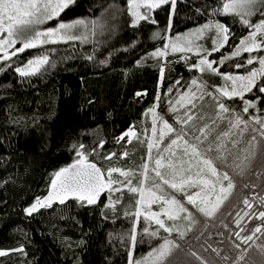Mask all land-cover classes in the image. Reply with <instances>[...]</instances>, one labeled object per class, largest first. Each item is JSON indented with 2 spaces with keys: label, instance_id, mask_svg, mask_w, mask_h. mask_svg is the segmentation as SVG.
<instances>
[{
  "label": "trees",
  "instance_id": "obj_1",
  "mask_svg": "<svg viewBox=\"0 0 264 264\" xmlns=\"http://www.w3.org/2000/svg\"><path fill=\"white\" fill-rule=\"evenodd\" d=\"M224 1L176 0L174 11L169 4H164L151 12L156 23L140 21L132 27L128 0H74L59 17L46 24L56 25L77 18L98 20L104 27L102 34L97 30L87 42L48 43L0 60V250H9L7 255L0 256V264H128L131 252L136 260L166 238L180 245L172 256L183 264H236L242 253L245 258L239 264H245L249 258L254 261L264 258L261 253L264 218L259 217L264 211V157L260 155L262 138L259 132L252 131L260 129L256 117L264 116V93L258 91L259 86H264V76L256 80L257 87L246 92L243 100L229 99L220 95L217 88L223 85L213 79L214 72L202 73L183 61L174 62L179 54L170 53L157 99L162 57L150 55L154 47L165 43L169 34L186 31L212 18L222 21L230 32L228 43L211 54L217 60L248 31L239 16L213 14V9L221 8ZM263 17L256 13L249 19L255 22ZM40 53L47 54L48 63L39 72L29 76L16 72L30 56ZM254 53L257 52L231 57L217 69L220 74L247 71L255 64H247ZM88 55L94 59H86ZM103 60L106 63H99ZM236 64L244 67L237 68ZM193 77L205 85L197 96L203 99L195 101V108L177 105L181 94L191 88ZM214 97L229 107L223 118L216 116L219 109L215 107ZM244 100L255 102V107L247 113L243 112ZM189 108V114L199 119L187 125L177 123V118L184 117ZM237 117L248 123L247 129L241 131L243 124L231 129L229 122ZM163 121L177 131L183 128L189 143H197L194 139L200 135L197 129L207 123L214 131L201 150L216 135L230 129L234 133L224 138L231 152L225 153L229 166L220 167L219 161L215 163L219 171L229 172L235 187L212 217L199 213L186 195L155 176L154 157L160 156L161 150L166 157H171L165 149L177 134L165 130L162 139L160 134L157 136L154 129L162 130ZM132 126L136 135L129 141L126 136L121 139V134ZM252 135L257 136L255 148L249 143ZM121 146H125L127 153L124 165L133 173L130 178L137 182L146 164L147 181L152 190H156L154 182L162 183L192 213V219L185 221L182 236L174 223L167 226L173 229L171 233L155 230L157 224H152V228L143 212L134 228L138 196L133 198L125 189L121 191L125 194L123 197L121 192L113 191L92 205L69 197L63 204L56 201L30 215L25 211L48 192L55 172L71 163L79 151L94 159ZM183 149V141L172 146L175 156L189 158L183 155ZM215 155V152L209 153L210 157ZM237 164L243 171L235 167ZM205 173L207 170L201 175ZM163 177L170 182L178 179ZM110 202L114 207H106ZM151 207L158 213L163 211L159 202ZM161 219L165 223L169 221L164 215ZM257 227L261 232L244 242ZM153 232L157 234L151 235ZM193 252L195 256L190 254Z\"/></svg>",
  "mask_w": 264,
  "mask_h": 264
},
{
  "label": "snow or ice",
  "instance_id": "obj_2",
  "mask_svg": "<svg viewBox=\"0 0 264 264\" xmlns=\"http://www.w3.org/2000/svg\"><path fill=\"white\" fill-rule=\"evenodd\" d=\"M74 0H0V51L5 52L3 59H9L7 54L8 48H15L17 42H21V47L15 48L11 53V56H15L17 53H22L26 49L35 48L38 45L45 43H56V42H67L72 40H81L83 42L88 41L89 36H94L97 33V30L101 32L104 31V27L100 24L98 20H88L85 18H77L69 22L60 21L55 28H47L44 30H37V26L46 23L49 20H53L60 16V13L63 12L66 8L72 4ZM169 4L171 9L174 11L176 7V0H128V12L131 14L132 27H136L140 21H147L150 23H156L154 19L151 18V12L161 7V5ZM143 9V11H141ZM259 13L264 16V0H228L222 4L221 8H214L213 14H224V15H234L241 18V22L246 25L248 28L252 29L248 36L240 40V44L237 47L236 51L233 53V56L240 55L241 51L244 52H254V51H264V19H261L259 23L252 24L249 17ZM208 30L215 31V41H219V47L223 46V43L228 40V28L219 22H210L203 25L198 29L193 35L200 36L202 33ZM158 35V34H157ZM261 37V40H257V37ZM191 41H185L181 43L179 38L176 42H173L170 47L173 52L176 51H190ZM169 45H165V48ZM219 47L213 49V51H218ZM153 57H162L166 55L165 51L157 49L155 52L150 54ZM88 60H93V55H88L86 57ZM256 60L260 65L259 69H252L245 76H233L232 74H223L224 79L229 84H226L218 89L220 95L232 99L233 97H239L241 100L244 98L246 92H251L254 87H257L256 79L258 76H264V56L260 57H249L247 59V64L251 65ZM48 63V57L43 56L35 60H29L24 67L16 68L21 76L34 75L39 72L40 67ZM99 63L104 64L106 60L99 61ZM139 63V61H138ZM214 61H209L207 58H201L199 65H193V67H199L200 71H205V69L220 75L218 69L213 68ZM235 67L241 68L244 67L243 64H236ZM163 73V69H161ZM179 83V81H177ZM192 85L199 87L197 80H192ZM258 91L264 93V86H259ZM136 95H141L137 93ZM197 99H203V96L197 97L195 92L191 93V96H181L180 100L177 103H180L181 106L185 104L190 105L191 108H195V101ZM215 107L219 109L216 112L218 118H223L222 114L229 112V107L221 102L218 98L214 97ZM255 102L244 100L243 112L247 113L249 108H254ZM191 108L185 112L184 117H178L177 123L182 125L189 124L190 121L199 119L191 112ZM149 111L154 112V109ZM172 111H176L175 108ZM159 118V117H156ZM231 129L239 128L241 124L244 125L245 130L248 128V123L242 120L240 117H237L234 122H229ZM256 123L260 125V129L253 128V132H259L260 137L262 138L259 141L260 144V155L264 157V122H261L260 119H256ZM215 124V120H213ZM229 131H224L216 135L213 141H209L206 147L201 150V145L208 140L209 135L214 129H210L209 125L205 123L202 127L198 128L200 135L194 137L197 143H189L185 140L186 133L183 128L179 131L175 129L167 121H163V129L161 130L160 137L163 138L165 130L167 133L176 132V138L172 139L168 148L165 149L171 155H175L172 152V146L177 145L178 142L183 141L184 149L183 155L189 157V165L191 167L190 161L192 158L196 159L198 166L197 176H200L198 181H189L181 179L178 183L170 182L169 180L164 179L161 171L159 169L167 167L172 170L173 178L180 175V171L177 169V166L169 160L167 165H165L162 160L163 158L156 159L155 161V176L163 181L165 185H169L172 189L177 191H183L185 184L195 185L197 183L204 185L205 187H210L213 193L216 192L217 184H219V193L215 197L213 202L210 198L205 197L201 198L200 202L197 203V199L200 197V193H195L194 195H188L187 200L190 204L196 207L199 213H202L206 217H212L218 211L220 205L228 199V196L231 194L233 188L235 187L232 178L229 175L228 171H219L215 161L220 162V167H228L226 152L231 154L230 150L226 147L224 143V138L229 137L231 134H234ZM155 131V129H154ZM129 136H135V132L131 130L126 133ZM203 137V139H202ZM123 137H121L122 139ZM257 136L252 135L251 140L249 141L252 148L256 147ZM233 141V146L235 145ZM102 146V145H101ZM153 145H149V150H151ZM82 148L83 145H80ZM215 152L214 157H210L209 153ZM81 156V159L76 162V164L63 168L55 174V179L51 182L52 192L49 193V196L41 201L37 199L36 203L33 204L30 208L25 211L30 215L31 213L38 210V207L49 206L52 201L58 200L59 203L63 204L69 197H75L79 201L86 202L88 205L95 204L99 199L102 193L105 191L108 192H121L124 188H127L128 192L133 194V198L137 195L139 199L136 200L137 205L147 204L148 207L151 204L162 202L163 211L161 213L156 212H147L144 214V218L147 220L154 221L159 228L164 229L165 232L171 233L172 228L165 227V222L161 219V215H164L169 220H175L178 218L180 212L188 213L187 219H192V213L188 212L183 204H181L175 196L171 198H166L165 195H157L156 191H153L152 188H145V184L148 180L147 177V165H143L144 172L141 173V178L137 182V186H133L132 179L133 176L131 171H122L118 168H109L105 171H102L101 168L97 167L95 163H87L86 157L82 153H77ZM114 155V154H113ZM127 156V153H124ZM252 156L255 153H251ZM104 159L110 160L111 156H105ZM245 160H249L248 156H245ZM243 163V161L241 162ZM189 167V170H190ZM237 168H241L240 164L235 165ZM75 169V171H73ZM205 170L207 173L215 178V181L210 179H205L201 175ZM243 171V168H241ZM113 173H119L120 177H124L123 180L118 177H113ZM227 182L225 185L224 182ZM113 185H120V187H113ZM153 187L159 189V184L154 183ZM203 190V189H202ZM111 200V198L109 197ZM119 198H117L118 200ZM249 207L251 205L247 200L244 201ZM106 207H114L110 202ZM142 213L138 210L135 213L136 217H139ZM260 218H264V211L259 213ZM195 222V221H193ZM145 231H147L145 229ZM261 232V228H255L252 235H249L244 238V242L250 241L253 239L255 233ZM156 232L151 233V235H156ZM183 233H181V236ZM239 236V233H237ZM135 241V237H132ZM209 247H211L209 245ZM236 247H239L237 245ZM180 248L179 244H176L173 241L165 240V242L158 248L150 253L149 256L153 264H183L179 261L178 258L173 257V250ZM17 251H22V249H17ZM216 251V249H213ZM262 257H264V247L261 248ZM195 256L196 254L190 253ZM219 254V253H217ZM7 255V252L0 251V256ZM171 257V259H170ZM199 259V257H197ZM245 256L242 253L239 257V260H244ZM228 259V257H224ZM239 260L236 261V264H239ZM140 264V262H137ZM245 264H264V258L260 261H254L249 258Z\"/></svg>",
  "mask_w": 264,
  "mask_h": 264
},
{
  "label": "rangeland",
  "instance_id": "obj_3",
  "mask_svg": "<svg viewBox=\"0 0 264 264\" xmlns=\"http://www.w3.org/2000/svg\"><path fill=\"white\" fill-rule=\"evenodd\" d=\"M225 2H228V0H225L223 3H225ZM141 11H143V9H141ZM262 19H264V17ZM260 20L261 19L255 21V22H251V20H250V22L252 24H257V23L260 22ZM210 22H219L220 24H222L225 27H227L222 21L211 18V19L207 20L206 22H204L202 24H199L197 26H194V27H192V28H190V29H188L186 31H182V32L180 31V32H178V33H176L174 35H170L169 34L166 37L165 43L163 45H158V46H156V47H154L152 49L151 53L155 52L157 49L166 52V55L162 56V62H161L160 68H159L160 69V82H159V87H158V92H157V99H159V92H160V88H161V80L163 78L164 71H165V68H166V64H167L166 57H167L168 54H170V53L179 54L178 56L175 57V59H173L174 62L183 61L186 64H188L190 67H193V65H199V61H200L201 58H207L209 61H214L215 62V63H213V68H216L217 69L219 67V65L221 63H223L225 60L230 59L231 57H235V56H233V53L236 51L237 47L239 46L240 40L243 39V38H245L246 36H248L249 33L252 31V29L248 28V31L246 32V34L243 35L242 37H240L239 41L236 44H234L230 49H226V52L224 54L220 55L219 58H217V60H214V59H212L211 54L213 52H215V51H213V49L216 48V47H219V43H220L219 41H215L214 42L215 31L214 30H208V31H205L204 33H202L200 36L193 35V33H195L203 25H205L206 23H210ZM46 23L41 24V25H38L37 26V30H44V29H47V28H55L57 26V24H58L57 23L56 25H49V24H46ZM229 36H230V32L228 31V40H227V42L223 43V46L228 43ZM178 38H179V41L181 43H183L185 41H191V44L189 45L190 48H191V50L190 51H187L186 50V51H183V52H181V51L173 52L171 50L170 45L173 42H176ZM261 39H262L261 37H259V36L257 37V40L258 41L261 40ZM47 44L48 43L41 44V45H38L37 47H43L44 45H47ZM165 45H169V47L165 48ZM21 46H22L21 45V42L18 41L17 44L15 45V48H19ZM15 48H8L7 49V54L10 57L9 59H11V58L14 57V56H11V53L15 50ZM220 48L221 47H219V49ZM254 52H257V53H254L250 57H260V56H264V51H254ZM243 53H244V51H241L240 52V55L243 54ZM17 54H19V53H17ZM4 56H5V52L0 51V60H2ZM43 56H47V54L46 53H40V54H37V55L30 56L29 59L24 64L20 65L19 67H24L29 60H35V59L41 58ZM216 61H218V65L216 64ZM254 63L255 64L249 70H247V71H243V72H227L225 74H232L233 76H236V75L245 76V75L248 74V72L250 70H252V69H259L260 68V65L258 63V60H256ZM195 68H197V70L200 71V68L199 67H195ZM161 69H163V73H161ZM205 71L211 72V71H209L207 69H205ZM200 72H202V71H200ZM221 74L220 75H217L216 73H212L213 79L216 82L218 81L223 86L226 85V84H229L230 82L225 81L224 75L223 74L221 75ZM259 77L260 76H258L257 79ZM194 79L197 80V84L199 85V87L193 86L192 83H191L192 81H191L190 82V87L191 88L188 89L186 93H182L183 95L181 94V96H186V97L187 96H191V93L192 92H195L196 93V96H198L201 93V91H203V88L205 87V85H203L197 77H193V80ZM192 89H193V91H191ZM217 89H219V87ZM179 100H180V98H179ZM156 104H157V100L155 102V105ZM176 104L179 105V106H181L180 103H177L176 102ZM155 107H154V109H156ZM256 119H260L261 122H263L262 119L264 120V116L262 117V119L260 117H256ZM130 130L132 132H136V129L132 126V127L128 128L123 134H121L120 138L126 136L127 137V141H129L130 139H132L134 136L126 135V133H128ZM160 133H161V129H159V131L157 129H155V134L157 136ZM118 149L117 150L110 151V152H108L107 154H105L102 157L95 156L94 159H91L85 152L79 151L78 153H82L83 156L86 157V162L87 163H95L96 166L99 167V168H101L102 171H105L106 169H109V168H118V169H120L122 171H130V169L124 165V163L126 161V158H127L124 155V153H126L125 146L118 147ZM160 152H161L160 153V156L154 157L155 161H156V158L157 159L163 158L162 162L165 165H167V163L169 162V160H171L177 166V169L180 171V175H178V176L175 177V178H178V179L176 181H172V182H176V183L179 184V182L181 181V179H185V180H189V181H198L200 179V176H197L198 166H197V163H196V159L190 161V164H191V167H190V165L188 163L189 158H185V157L179 156V155H176V156L175 155L174 156L172 155L171 157H166L164 151L161 150ZM109 155L111 156V159L110 160L104 159L105 156H109ZM80 159H81V156L78 155L71 163H69L66 166H64V167L60 168L59 170H57L55 172V174L58 171H60L61 169H63V168H67V167H70V166L76 164V162L78 160H80ZM154 159L153 160L150 159V161L152 162V161H154ZM189 167H190V170H189ZM159 170L160 171L161 170L163 171V172H161L162 175H169L170 177H173V173H172V170L171 169H169L167 167H164V168H161ZM73 171H75V169H73ZM55 174H54V176L52 178V181L55 179ZM202 176L205 179H210V180L215 181V179L213 177H211L208 173H205ZM113 177H118L121 180L124 179V177H120L119 176V173H113ZM140 178H141V175L139 176L138 179H140ZM131 179H132L133 186H137V182L138 181L135 182L134 181L135 178H131ZM154 183H156V182H154ZM157 184H159V189H157V188H156V190L154 189V191L157 192V195L163 194V195H165L166 198H171L172 197V195L169 193V190H167V187H163L162 186V183H157ZM117 186L118 185H113L114 188L117 187ZM145 188L146 189L147 188H152L151 183L149 181H147V184H145ZM124 189L126 190V192L128 193V195H131L128 192L127 188H124ZM193 189H194V191H193ZM52 191H53V189H52L51 183H50L48 192L44 196L39 197L38 199L41 200V201H44L49 196V193L52 192ZM177 192H179L181 194H184L186 196L190 195L191 192H193L194 194L195 193H200V197L197 199V203L200 202V199L201 198H205V197L210 198L214 202L216 195L219 193V184L216 187V192L215 193H213L211 191V188L210 187H205L204 185L199 184V183H197L195 185H191L190 183L189 184H185L184 185V190L182 192L181 191H177ZM110 193L111 192L105 191V193H102L100 195V197L102 195L109 196ZM194 194H192V195H194ZM124 195L125 194L121 192V196L123 197ZM138 199H139V196H138ZM36 201H37V199H36ZM36 201L33 204H35ZM56 201H58V200H55L54 199L52 201V203H54ZM178 201L181 203L180 200H178ZM159 203L161 204V207H162V210H163V207L164 206H162V202H159ZM38 208H40V207H38ZM134 210L136 212L138 210L140 212H143V216H144V214H146L149 211L156 212V211H154L152 209L151 206L148 207L147 204H144V205H137L136 204V206L134 207ZM156 213H158V212H156ZM187 215H188V213H186V212H180L178 218L175 219V220H169L168 222H166L165 223V227L169 226V224L172 225L174 223V225L178 228V231L179 232H181V233L185 232V230H186L185 221H187V218H186ZM138 219H139V217H136V224H135L134 228H136V226L138 224ZM148 221H149L151 227H152V224L155 223L154 221H151V220H148ZM156 229L158 230V229H162V228H159V226L157 225L156 228H155V230ZM134 237H135V233H134ZM165 240H170V241L175 242L171 238H166ZM165 240H163L159 245H157L156 247H154L153 249H151L146 255H144V256L136 259V260L132 257V252H131L130 253V260H129V263L128 264H137V262H140V264H153V262H152V260H151V258L149 256V254L150 253H153V251L155 249H158L165 242ZM133 243H134V241H133ZM0 251L7 252L9 250L8 249H2Z\"/></svg>",
  "mask_w": 264,
  "mask_h": 264
}]
</instances>
